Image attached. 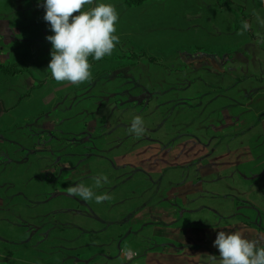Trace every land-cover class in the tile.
Returning <instances> with one entry per match:
<instances>
[{
	"label": "rangeland",
	"instance_id": "obj_1",
	"mask_svg": "<svg viewBox=\"0 0 264 264\" xmlns=\"http://www.w3.org/2000/svg\"><path fill=\"white\" fill-rule=\"evenodd\" d=\"M232 1L99 0L119 43L73 85L51 79L43 0H0V63L30 68L0 72V264H219V231L264 246V0Z\"/></svg>",
	"mask_w": 264,
	"mask_h": 264
},
{
	"label": "clouds",
	"instance_id": "obj_2",
	"mask_svg": "<svg viewBox=\"0 0 264 264\" xmlns=\"http://www.w3.org/2000/svg\"><path fill=\"white\" fill-rule=\"evenodd\" d=\"M42 6L45 9L43 19L54 33L46 37L52 45L48 64L52 78L73 85L90 80L92 65L89 57L99 61L110 56L119 43L116 34L119 13L115 5L99 0H43ZM85 6L90 7L82 10ZM255 15L257 22L264 26V18ZM248 29L249 24L243 23L241 32ZM4 32L6 30H0V34ZM129 131L137 136L143 135L146 131L144 120L140 116L133 117ZM107 181L108 177L101 174L95 178V186ZM68 192L84 200L94 199L96 203L110 199L108 194L97 195L91 186L84 184L72 186ZM213 247L218 250L219 264H264V246L239 231H219ZM129 251L125 250L123 255L127 257Z\"/></svg>",
	"mask_w": 264,
	"mask_h": 264
},
{
	"label": "trees",
	"instance_id": "obj_3",
	"mask_svg": "<svg viewBox=\"0 0 264 264\" xmlns=\"http://www.w3.org/2000/svg\"><path fill=\"white\" fill-rule=\"evenodd\" d=\"M123 1L129 7H138V6H141V5H143L146 2H149L151 0H123ZM232 4H233L232 0H224V1L216 0V5L220 9L226 8V9L231 10L233 8ZM240 10H241V12H243L244 6L240 5ZM243 16H245V15H243ZM235 24H236L235 26L241 27L243 24L242 19L237 16L236 20H235ZM247 32H248V34L251 33L249 29L247 30ZM142 55L144 56L145 54L132 52L129 54H125L124 56L117 57V60L121 58V59L129 60V61L137 62L141 58ZM105 58L106 57L102 58L101 60H103ZM150 59L152 61L156 60L155 57H151ZM101 60L95 61V60H92L91 57H89V61H90L91 65H94L95 63L100 62ZM0 72H2L5 75H8V76H16L19 73H24V72L30 73V68L25 61L18 60V61L12 62V63H0ZM51 79H53V78H51ZM36 83H37V85H36V87H33V89H35L38 86H40L41 84H43L44 80H36ZM0 101H1V98H0Z\"/></svg>",
	"mask_w": 264,
	"mask_h": 264
},
{
	"label": "crops",
	"instance_id": "obj_4",
	"mask_svg": "<svg viewBox=\"0 0 264 264\" xmlns=\"http://www.w3.org/2000/svg\"><path fill=\"white\" fill-rule=\"evenodd\" d=\"M209 248L212 249L213 251L218 252V250L215 247H213V243L209 244Z\"/></svg>",
	"mask_w": 264,
	"mask_h": 264
}]
</instances>
